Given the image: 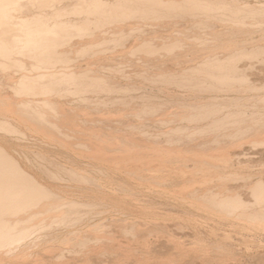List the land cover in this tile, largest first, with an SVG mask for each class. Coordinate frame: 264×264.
Instances as JSON below:
<instances>
[{"label":"bare ground","instance_id":"6f19581e","mask_svg":"<svg viewBox=\"0 0 264 264\" xmlns=\"http://www.w3.org/2000/svg\"><path fill=\"white\" fill-rule=\"evenodd\" d=\"M57 2L59 3L61 0H0V71L13 69L20 72L18 80L7 78L5 75V78L2 76V79L9 87L21 92L27 91L29 94L26 95L29 102L23 110L10 104V101L7 103V96L0 94V131L4 135L17 137L22 133L23 126L21 128L19 125L23 122L28 125L29 129H35L48 138L39 137L42 141L33 139L35 142L27 145L23 157L19 152H16L15 156L9 149L0 145V248L2 245L6 248L5 244H14L15 241L23 237L29 236L30 238L32 235L40 234L44 237L42 241L46 239L45 243L51 245V248L63 249L61 251L63 253L60 255H66L64 253L67 252L69 256L81 259V261L73 262L74 264H91L93 261L116 260L122 255L113 252L114 250L112 252L103 250L106 248L107 242L120 243L116 239L109 238L112 235L109 231L111 226H115L116 232L126 235V238H131L133 231L136 230L139 232L144 230V234L147 233L155 237L152 235L155 231H151L163 228V232L173 231L175 234L181 235V238L186 237L187 239V236H190L191 238L187 240L195 239L192 243L211 245L215 244L214 238H217H213L217 230L215 227L219 226V229L222 226L219 224H222L221 221L224 217L230 219L224 224V228L226 225H234L232 220L242 213H245L249 219L252 216L253 204H261L264 201V192L260 191L264 186V178L261 176L255 180L250 176L247 179L243 176H245L246 169H251L250 154L255 152L264 154V120L257 121L254 114L251 120H247L244 111H238L234 102L217 104L207 101L205 103L204 101L196 102L194 110H189L190 112L183 111L184 113L179 112L178 115L176 113V117H168L164 114L165 110L160 107L162 104L157 103L158 97L156 99L151 92L148 93L144 86L158 84L157 88H164L167 84L171 85L170 83L180 86L194 84L193 86L196 88L201 86L203 88L205 84H213L216 89L217 86H226V88H235L241 85L250 86L252 81H249L250 77L247 74L248 78L245 76L247 71L243 67L246 64L243 66L240 64L243 60L249 61V59L255 62L254 55L264 53V43L256 44L257 46L251 49L244 50L239 46H229V50L222 51V53L218 51L206 53L202 48H210V46L203 45L205 42L201 41L203 46L196 51L201 49L204 51V55L196 58L193 64L191 60V65L180 69L162 67L165 60L158 61L153 65L154 67L151 65L150 67L129 69V66L126 69L120 66L124 63L118 58L130 51L134 53L143 51L140 56L148 57L151 55L147 53L150 49L156 50L152 55L153 58H158L165 52L169 53L180 46L176 42L177 40L159 42L154 39L155 35H148L145 39L139 37V41L134 40L127 47L124 46L123 50L115 52L119 47L122 48L124 41L129 37L134 35L138 37L140 28L136 27L133 20L146 18L158 20L162 18L160 11L166 12L164 17L167 20L178 19L181 15H185L188 19V15L194 20L191 19V23L202 27L212 24L211 20H202L203 17L211 16L216 19L227 18L234 23H240L239 25L246 23L249 26L255 24L263 26L264 6L241 3L236 0H75V3L72 2L74 5L66 2L64 6H61L63 2L60 3L61 5H58ZM191 5H194L192 7H195L196 10L191 11ZM36 7H49L50 11L41 13L36 10ZM147 12L149 13L147 14ZM164 21L166 22V20ZM173 23H176V20ZM237 29L239 30L241 27L238 26ZM198 30H202V28ZM140 31L142 32V30ZM239 32L241 31H238V34ZM225 33L223 39L219 37L218 33H215L219 37L216 40V47L225 48L226 41L230 39L229 34ZM174 34L176 33L174 32ZM72 52L81 53L84 62L71 63L76 55L72 56L70 54ZM177 53H172L171 56L177 55L178 57L179 52ZM77 57H79L78 54ZM260 61L256 64L264 66V60ZM59 64L62 66L58 67ZM80 64H87L89 67L91 64H98L103 69L89 67L80 69L84 68ZM127 64L129 63L127 62ZM162 69L166 73H162ZM94 70L101 73L96 72L95 74ZM104 71H108L109 76L107 74L106 76ZM170 71H176V74H169ZM259 74L262 73L259 72ZM188 75L201 80L192 81ZM120 78L126 79H122V82L127 81V83L123 84ZM131 78L137 79L138 81L132 79L137 83L141 80L143 85L136 86L137 84L133 83ZM258 80L255 82H259ZM260 84L258 83V85ZM172 87L177 90L175 85ZM134 88L138 90L135 91ZM139 89L144 92L141 94ZM152 89L154 90V88ZM187 89L186 91H189ZM43 90H49L50 94H58V91L59 94L56 95L55 101H52L53 99L46 101L43 99L45 97L44 92L42 93ZM166 90L168 91L170 88ZM166 90L165 93H167ZM182 91L180 92L182 93ZM30 95L32 97L29 98ZM68 95L78 98L74 99V103L73 101L69 104L62 102V98H67ZM190 95L193 94L190 93ZM81 98L89 100L86 102L89 103L86 107L91 109L89 112L80 111V107H82L80 104L83 103L78 101ZM184 98L177 99L185 101ZM71 99L69 98V100ZM253 113H258V111ZM130 116L135 117V120L131 122L129 118L130 121L126 124L124 119L127 122L126 118ZM181 116L197 120L211 117V122L198 121L201 123L190 126L189 122L185 124V121L182 123L179 120ZM233 119L238 122L234 123ZM257 126H260L259 130L253 135L258 136L259 139L254 141L251 134ZM127 131H134L137 136L131 135L132 138H128L131 136H127ZM188 134L192 137L185 140L190 137L186 136L184 141L183 136ZM114 138H119L118 145L114 144L116 143ZM19 139L21 137H17V140ZM29 142L28 144H30ZM236 162L237 165H235ZM104 165L106 166L104 167ZM241 176L244 179H241ZM64 177L73 180L72 182H78L81 185L78 187H83L78 197L67 194L68 191L63 188L68 189V186L62 188L60 181ZM238 177L240 178L238 179ZM109 178L115 180L112 186L108 182ZM78 184H75L74 187ZM75 188L71 187L68 190L72 192V189ZM126 198L141 204L143 209L137 212L139 216L133 213L135 211H131V207H127ZM108 204L117 206L121 210V214H124L111 215L113 212H108L109 214L104 219L103 215L107 210L111 211L110 208L107 210L103 208ZM130 206L132 205L130 204ZM127 212H132L136 218L134 217L133 220L132 216L129 217L128 214L126 216ZM169 212L174 213L169 215L175 216L168 217L167 213ZM164 213L167 214H165L166 217ZM187 215L192 216L194 220L191 218V221L187 222L185 217ZM237 219L239 220V218ZM191 224L194 225V228L190 226ZM83 225H85L84 228L89 226L90 229L81 231L84 230V228L81 229ZM188 227H190V231ZM226 229L231 230L227 227ZM163 232L160 230V236H157L159 237L158 241L156 239L144 240L139 242L136 248L139 249V245L151 244V246H155L157 244L160 246L161 252L170 247L172 250V246H174L179 248L181 253H187L186 248L190 245L186 246L187 244L184 242L186 239H179V236L172 235L171 232L167 234ZM130 238L128 240H131ZM64 241L77 245L82 249L81 253L79 251L78 254L70 252L63 243ZM31 248H27V250L30 251ZM46 249L45 251L43 248L42 250L37 249L40 251L38 254L53 256L57 253L49 248ZM171 250L169 249L167 253L174 249ZM153 251L155 250L153 249ZM156 251H158V247ZM190 254L194 253L190 251ZM11 255L9 254V256ZM127 255L130 254L127 253ZM9 256L6 254V249H0V264ZM32 256L28 254V257ZM27 258H23L24 264ZM82 258L84 259L82 260ZM43 259L33 256L32 262H27V264H45ZM57 259L55 261L52 258L51 261H55L54 264H72L69 259H60L61 261L58 262ZM166 259L171 260L170 256ZM187 261L192 263L194 258L191 257ZM6 262L9 264L8 260ZM16 263L18 262L16 261Z\"/></svg>","mask_w":264,"mask_h":264},{"label":"rangeland","instance_id":"374dc122","mask_svg":"<svg viewBox=\"0 0 264 264\" xmlns=\"http://www.w3.org/2000/svg\"><path fill=\"white\" fill-rule=\"evenodd\" d=\"M68 0H61V2H63V3H61V2H57V4L59 5L60 3L62 4H60L61 6H64L65 4H66V2H67ZM71 1V2H70ZM69 2H67L68 4H71V5H74V4H72V2L73 3H75L74 1L75 0H70ZM227 1V0H226ZM228 1H232V0H228ZM237 2L238 1H240L241 3H251V5H262V6H264V0H236ZM248 1V2H247ZM65 2V3H64ZM239 2V3H240ZM257 2V3H256ZM240 3V4H241ZM192 6H194V5H191V11L193 10V9H195L196 10V8L194 7H192ZM189 8V9H190ZM48 9V10H47ZM50 8L49 7H47V8H39V7H36V10L37 11H40L41 13H45V12H49L50 10H49ZM140 13V12H139ZM149 12H147V14H148ZM159 13H161V16H162V18H160V19H158V20H152V19H137V21H135V20H133L132 22H134L137 26L136 27H139L140 29H139V35H138V37L136 36L135 37V35L134 36H131V37H129L128 39H126L125 41H124V45L122 46V48L121 47H119L118 48V50L115 52V53H117V52H119V50H123L125 47H127L129 44H131V43H133V41L134 40H136V41H139L140 39H138L139 37L140 38H142V39H145V37H147L148 35L149 36H152V35H155V40H157V41H159V42H170V41H176V42H178L179 44H180V46H178V47H176L175 49H174V51L177 53V52H179V55H178V57H177V55L176 56H171V54L172 53H175L174 51H170L169 53L168 52H165L162 56H159L158 58H153L154 56L152 55V54H154L155 53V51L156 50H149L147 53H150L151 55L150 56H144L143 58L145 59H143L140 55H141V52H143V51H139V52H136V53H134L133 51H130V52H128L127 54H124L123 56H120V57H118V58H120L119 60H121L122 61V63H124V64H120V66L122 67H124V68H128L129 66V69H132V68H134V69H138V68H144V67H150L151 65V67H154L153 65L154 64H156L158 61H163V60H165L164 61V64H162L161 66L162 67H164V68H170V69H180V68H183V67H185V66H187V65H191V63L193 64V62H195L196 61V58L198 59L199 57H202L203 55H204V51H206V53H208V51L209 52H214V51H218V52H221L222 53V51L223 52H225V51H228L229 50V46L230 47H238L239 46V48H241L242 47V49H251V48H253L254 46H257L258 44H261V43H264V25L263 26H259V24H255V25H250L249 26V24H247L246 25V23H244V24H241V25H239L240 23H234L233 21H231L230 19V21L229 20H227V18H223V19H216V18H214L213 16H211V17H203V19L202 20H205V21H210L211 20V22H212V27L210 28V26L211 25H207V26H203V27H205L204 29H203V27L202 26H200V25H198V24H193V23H191V21L193 20L191 17H189L188 15H187V17H188V19L186 18V16L184 15H181L178 19H180L179 21H178V19H174V20H176V23H173L174 22V20L172 19V20H167V18H165L164 16V14H166V12H164V11H160ZM144 15V14H143ZM184 18V19H183ZM186 18V19H185ZM213 18V19H212ZM192 19V20H191ZM208 19V20H207ZM140 20V21H139ZM164 20H166V22L164 21ZM216 20V21H215ZM221 20V21H220ZM172 23H171V22ZM194 21V20H193ZM184 23V24H183ZM214 23V24H213ZM194 25H195V27L197 28H195L194 27ZM215 25H217V26H215ZM227 25V26H226ZM215 26V27H214ZM238 26H240L241 27V29H237V27ZM249 26V27H248ZM253 26V27H252ZM142 27V28H141ZM182 27V28H181ZM186 27V28H185ZM262 27V28H261ZM152 28V29H151ZM167 28V29H166ZM184 28V29H183ZM193 30H192V29ZM195 28V29H194ZM200 28H202V30H198V29H200ZM260 28V29H259ZM175 29V30H174ZM177 29V30H176ZM182 29V30H181ZM207 29V30H206ZM213 29V30H212ZM248 29V30H247ZM140 30H142V32L140 31ZM143 30H145V31H143ZM147 30V31H146ZM182 31L181 33H180V31ZM186 30V31H185ZM230 30V31H229ZM237 30V31H236ZM263 32H261V31ZM166 31V32H165ZM178 33H177V32ZM184 31V32H183ZM194 31V32H193ZM199 31V32H198ZM205 31H207V32H205ZM214 32V33H212V32ZM224 31V32H223ZM238 31H241V32H243V33H241V32H239V34H238ZM141 32V33H140ZM174 32L176 33V34H174ZM197 32V33H196ZM203 32V33H202ZM226 32V33H225ZM249 32V33H248ZM252 32V33H251ZM201 35V37H200V35ZM209 33V34H208ZM215 33H218L220 36V38L221 39H223V37H224V33L225 34H229V40L228 41H226L227 43H226V45H225V48L224 47H222V48H220L219 46H217L216 47V40L219 38L218 36H216L215 35ZM230 33H233V34H230ZM107 34V33H106ZM166 34V35H165ZM171 34V35H170ZM177 34H178V36H177ZM183 34V35H182ZM187 34H189V35H187ZM192 34V35H191ZM257 34V35H256ZM165 35V36H164ZM197 35V36H196ZM243 35V36H242ZM263 35V36H262ZM167 36V37H166ZM174 36H176V37H174ZM195 36V37H194ZM235 36H236V38H235ZM182 37V38H181ZM189 37V38H188ZM200 37V38H199ZM217 37V38H216ZM132 38V39H131ZM175 38H180V39H175ZM209 38V39H208ZM252 38V39H251ZM164 41H163V40ZM169 39V40H168ZM198 39H200L199 41H198ZM206 39V40H205ZM128 40V41H127ZM180 41V42H179ZM201 41H204L205 43H203V45L204 44H208L209 46H210V48H202V50H204V51H202L201 49H200V51H196V50H198V48L199 47H201V46H203L202 44H201ZM252 41V42H251ZM184 42V43H183ZM211 42H212V45H211ZM187 43V44H186ZM196 43V44H195ZM201 44V45H200ZM215 44V45H214ZM257 44V45H256ZM125 46V47H124ZM182 46V47H181ZM188 46V47H187ZM184 47V48H183ZM192 47H193V49H192ZM188 50H187V49ZM213 48V49H212ZM215 48V49H214ZM177 49V50H176ZM207 49V50H206ZM184 50H186V51H184ZM190 51V52H189ZM131 52H133V53H131ZM180 53H181V55H180ZM192 53V54H191ZM72 56H74L75 54V59L71 62V63H76V62H79V63H83L84 61H83V57L81 56V53L79 54V53H76V52H72V53H70ZM74 54V55H73ZM77 54H78V56L79 57H77ZM135 54V55H134ZM165 54H166V56H165ZM178 54V53H177ZM200 54V55H199ZM203 54V55H202ZM262 54V53H261ZM260 53L256 56V55H254V57L253 58H255L256 60H254L255 62H252V60H250L249 59V57H251V55H248L249 57H248V59H249V61L248 60H243L241 63L242 64H240V66H243V65H247L248 67L246 68L245 66H243L245 69H246V73H245V76L247 77V75H248V77H250V78H248L249 79V81L251 82L252 81V85H248L247 87H246V85H241L240 87H235V88H226V86H217V89L215 88L216 86L215 85H213V84H205V85H203V88H202V86L201 87H198V88H196L195 86H193L194 84H186V85H182V86H180V85H178V84H176V83H170L171 85H169V84H167V86L166 87H164V88H160V87H158L157 88V86H159L158 84H155V85H153L152 86V84H148V85H146V86H144L145 87V89H146V91L148 92V93H150L151 92V94L152 95H154V97L157 99V97H158V99H157V103H160V104H162V105H160V107L162 108V109H164L165 110V115H167L168 117L169 116H171V117H176L175 116V114L176 115H178L179 114V112H182V113H184V112H190V111H192V110H194V106H195V103L196 102H198V101H200V102H203L204 101V103L207 101V102H216L217 104L218 103H220V104H222V103H224V102H234V106L235 107H238V111H244V116H245V118L247 119V120H251L252 119V117H253V114L255 115V117H256V119H257V121H260V120H264V72H262V71H264V66H263V64H256L258 61H263L264 60V53L261 55ZM138 55V56H137ZM23 56H26V55H23ZM170 56V57H169ZM195 56V57H194ZM263 56V57H262ZM122 57V58H121ZM166 57V58H165ZM172 57V58H171ZM251 57V58H252ZM260 58V59H257V58ZM26 58V57H25ZM134 58V59H133ZM136 58V59H135ZM150 58H153V59H150ZM169 58V59H168ZM263 58V59H262ZM28 59V58H27ZM77 59V61H75ZM80 59V60H79ZM137 59H139V60H137ZM158 59H160V60H158ZM150 60V61H149ZM192 60V61H191ZM75 61V62H74ZM81 61V62H80ZM83 61V62H82ZM135 61H137V62H135ZM143 61V62H142ZM167 61V62H166ZM188 61V62H187ZM190 61H191V63H190ZM260 61V62H261ZM127 62L130 64H127ZM134 62H135V64H134ZM145 62V63H144ZM154 62V63H153ZM249 62V63H248ZM150 63V64H149ZM174 63V64H173ZM94 64V63H93ZM127 64V65H126ZM146 64H148V65H146ZM249 64H254V65H250L249 66ZM52 65V64H51ZM50 65V66H51ZM67 65H69V63H67ZM81 65V67H84V68H80V69H86V67L88 68L89 67V65H85V64H80ZM79 65V66H80ZM98 64H96V65H90L91 67H89V68H102L103 69V67H100V65H98ZM137 65V66H136ZM60 66H62L61 64H59L58 65V67H60ZM102 66V65H101ZM126 66V67H125ZM159 67V66H157V67H159V68H162V67ZM247 69H249V70H247ZM163 71V72H162ZM96 70H94V73L96 74ZM108 72V71H107ZM106 71H104L103 73H105V75L107 74L108 76H109V72L107 73ZM161 72L162 73H166V71L164 70V69H162L161 70ZM160 72V73H161ZM250 72V73H249ZM259 72L260 73H262L261 75H263V76H261L260 74H259ZM7 73V74H6ZM9 73V74H8ZM98 74H100L99 73V71L97 72ZM176 74V71H170L169 72V74ZM179 74V73H178ZM247 74V75H246ZM4 75H5V77H7V78H12V79H16V80H18L19 78H20V72H16V71H14L13 69L11 70V69H8V70H2V71H0V94H3L4 96H7L6 97V102L7 101H10V104H12V105H14V106H16L17 108H19V109H21V110H23L24 108H26V105L28 104V100L26 99L27 98V96L29 95V94H27L28 92L27 91H24V93H23V91L21 92V91H18V90H15L14 88H12V87H9V85H7L5 82H4V80L2 79V76H3V78H5L4 77ZM106 75V76H107ZM250 75V76H249ZM252 75V76H251ZM111 76V75H110ZM112 77H113V75H112ZM191 76L190 75H188V78H190ZM262 77V78H261ZM192 78V81H196V79L197 80H201V79H199V78H197V77H191ZM259 78H261V80H258ZM122 79L123 78H120V81L122 82ZM132 79H134L135 81H138L137 79H135V78H131V80ZM140 79V78H139ZM250 79H253V80H250ZM263 79V80H262ZM2 80V81H1ZM123 80H126V79H123ZM134 80H132V82L134 83L135 81ZM255 80H258L259 82H255ZM118 81H119V78H118ZM141 80H139V83H137V82H135V84H137L136 86H138V84H139V86L140 85H143L142 84V82H140ZM263 81V82H262ZM124 82V81H123ZM122 82V83H123ZM125 83H127V81H125ZM125 83H123V84H125ZM253 83H254V85H253ZM258 83H261L260 85H258ZM173 85H175V88H177V90L176 89H174V87H172ZM190 85V86H189ZM148 86V87H147ZM150 86V87H149ZM169 86V87H168ZM171 86V87H170ZM177 86V87H176ZM179 86V87H178ZM192 86L194 87L193 89H192ZM213 86H215V87H213ZM252 86V87H251ZM261 86V87H260ZM154 88V90L152 89V88ZM180 87H182V88H180ZM207 87H208V89H210V90H208L207 89ZM156 88V89H155ZM168 88H170V90H166V89ZM178 88H179V90L180 91H182L183 89V91H182V93L179 91L178 92ZM188 88V89H187ZM222 88V89H221ZM226 88V89H225ZM135 89V91H137L138 89L137 88H134ZM158 89V90H157ZM160 89V90H159ZM173 89V90H172ZM182 89V90H181ZM186 89L187 90H189V91H186ZM191 89V90H190ZM196 89V90H195ZM203 89V90H202ZM233 89V90H232ZM140 90V89H139ZM143 90V89H142ZM158 92H157V91ZM167 91V93H165L164 91ZM176 91V93H175V91ZM192 90H194L195 92H197V93H195L194 91H193V93H192ZM226 90V91H225ZM231 90V91H230ZM17 91V92H16ZM134 91V90H133ZM141 91V90H140ZM139 91V92H140ZM171 91V92H170ZM175 93H173V92ZM185 91V92H184ZM191 91V92H190ZM204 91V92H203ZM218 93H217V92ZM44 92V93H43ZM49 92V90H43L42 91V93L44 94V98L43 99H45L46 101L47 100H52V101H55V99H56V95L58 96V94H59V92L57 91V93L58 94H56V93H48ZM51 92V91H50ZM143 92H144V90H143ZM142 91L140 92L141 94L143 93ZM157 92V93H156ZM205 92H207V93H205ZM210 92V93H209ZM16 93H18V94H16ZM23 93V94H22ZM26 93V94H25ZM146 93V92H145ZM158 93H162V94H158ZM170 93V94H169ZM177 93H180V94H177ZM185 93V94H184ZM187 93V94H186ZM190 93L191 94H193V95H190ZM199 93H202V94H199ZM203 93H205L204 95H203ZM211 93H217L218 94V97H217V94H211ZM220 93H221V95H220ZM225 93V95H223ZM227 93V94H226ZM229 93V94H228ZM234 93V94H233ZM71 94V93H70ZM157 94V95H156ZM163 94H165V95H163ZM173 94V95H172ZM196 94H197V96H196ZM211 94V95H210ZM19 95H21V96H19ZM22 95H24V96H22ZM27 95V96H26ZM49 95V96H48ZM53 95V96H52ZM159 95V96H158ZM169 95V97L167 98V96ZM172 95V96H171ZM183 95V96H182ZM198 95H200L199 97H198ZM201 95H203V96H201ZM220 95V96H219ZM242 95V96H241ZM19 96V97H18ZM60 96V95H59ZM72 96V97H71ZM162 96V97H161ZM164 96H166V97H164ZM177 96V97H176ZM191 96V97H190ZM207 96H208V98H207ZM210 96V97H209ZM217 98H216V97ZM225 96V97H224ZM30 97H32L31 95L29 96V98ZM53 97V98H52ZM71 99V100H69V98ZM68 97L67 98H62V102H68L67 104H69L70 102H72L73 101V103H74V99H76V98H78V97H76L75 96V98H74V95H68ZM174 97V99H172ZM184 98V97H186V98H184L185 99V101L184 100H179V99H177V98ZM221 97V98H220ZM223 97V98H222ZM228 97H230V98H228ZM234 97V98H233ZM24 99V100H22V99ZM154 98V99H155ZM165 98V100H163ZM171 98V99H170ZM175 98H176V100H175ZM194 98V99H193ZM202 98V99H201ZM206 98V99H205ZM167 99V100H166ZM197 99H199V100H197ZM225 99V100H224ZM232 99V100H231ZM26 100V101H25ZM66 100V101H65ZM160 100V101H159ZM163 100V101H162ZM170 100H172V101H170ZM175 100V101H174ZM196 100V101H195ZM202 100V101H201ZM78 101V100H77ZM77 101H75L76 103H77ZM87 101H89V100H85V99H79V103H83V104H80V106H82V107H80V111H83V112H89L91 109H90V107H86V106H88V104L89 103H86ZM165 101H167V102H165ZM180 101V102H179ZM182 101V102H181ZM184 101V102H183ZM165 102V103H164ZM169 102V103H168ZM174 102H175V104H174ZM178 102H179V104H178ZM186 102V103H185ZM238 102V103H237ZM240 102H241V104H240ZM7 103H9V102H7ZM26 103V104H25ZM188 103V104H187ZM247 103V104H246ZM78 104V103H77ZM87 104V105H86ZM192 104V105H191ZM20 105V106H19ZM84 105V106H83ZM166 105V106H165ZM190 105V106H189ZM173 106V107H172ZM258 106V107H257ZM118 107V106H117ZM168 107H170V108H168ZM175 107V108H174ZM180 107V108H179ZM185 107V108H184ZM189 107V108H188ZM234 107V108H235ZM94 108H98V107H94ZM104 108V110H106L105 109V107H103ZM116 108V107H115ZM166 108V109H165ZM248 108V109H247ZM251 108V109H250ZM168 109H170V110H168ZM187 109V110H186ZM86 110V111H85ZM190 110V111H189ZM237 110V109H236ZM114 111H116V110H114ZM174 111V112H173ZM184 111V112H183ZM258 111V113H253V112H257ZM261 112V113H260ZM174 113V114H173ZM261 116H260V115ZM185 117H187V116H185ZM185 117H180L179 118V120H181L182 121V123H183V121H185V124L186 123H188L190 126H192V125H194V124H196V123H201V122H211V117H208V118H206V119H204V120H197V119H187V118H185ZM258 117H260V119H258ZM131 119V122H134L133 120H135V117L133 118V117H128V118H126V119H128L127 120V122H126V120L124 119V122L126 123V124H128V121H130V119ZM262 118V119H261ZM245 119H244V117H243V121H244ZM198 121H201V122H198ZM233 122L234 123H237L238 122V120H234L233 119ZM242 122V121H241ZM163 123V122H162ZM191 123H193V124H191ZM22 124V125H21ZM24 124V125H23ZM244 124V123H243ZM21 128H22V126H23V128L21 129L22 130V133L19 135V136H17L18 138H20L21 137V139H19V140H17V137H15V135H4V133L2 132V131H0V145H2V146H4V147H6V149H9L11 152H13V154L16 156V152H19V153H21V156L23 157L24 156V153L26 152V150H27V145H31V142L33 143V142H35V140H39V141H42V139H45V135L44 134H42L41 132H39V131H37V130H35V129H29V127H28V125L26 124V123H23V122H21L20 123V125H19ZM260 127V126H259ZM259 127L257 126L256 128H255V131H252V134H251V136H253V140L254 141H258V136H256L255 137V135H253L254 134V132H257V130H259ZM24 129V130H23ZM25 129H26V131H25ZM28 131V132H27ZM32 131H34V132H32ZM37 131V132H36ZM29 132H30V135H29ZM36 132V133H35ZM128 132V133H127ZM126 132V134H127V136H137L136 135V132H134V131H127ZM25 133H26V135H25ZM40 133V134H39ZM130 133V134H129ZM32 134H34L33 136H32ZM39 135V136H38ZM44 137H43V136ZM249 135V134H248ZM247 135V136H248ZM28 136V137H27ZM132 136L131 137H128V138H132ZM186 136H190V137H187L186 138ZM32 137V138H31ZM39 137H41V138H39ZM192 136L191 135H185V136H183V140H184V138H186L185 140H187L188 138L190 139ZM30 138V139H29ZM47 138V137H46ZM29 139V140H28ZM33 139H35L34 141H33ZM48 139V138H47ZM121 139V138H120ZM184 140V141H185ZM236 140V139H235ZM238 140V139H237ZM30 141V142H29ZM44 141V140H43ZM120 140H119V138H114V142H116V143H114L115 145H118L120 142H119ZM28 142L30 143V144H28ZM233 155V154H232ZM250 170H245L244 171V175L245 176H243V177H245L246 179H247V177H251V178H255V180H257V179H259L261 176H263V178H264V154H261V153H258V152H255V153H251L250 154ZM235 162V161H234ZM235 165H237V162L235 163ZM106 165H104V167H105ZM242 176H241V179L243 178ZM240 177H238V179H239ZM66 179H68V178H66V177H64V179H62L61 181H60V185H62V188L64 187V186H68L67 188L69 189H71V187H73V188H75L76 186V190L75 189H72L73 191V193L76 191V193H72L70 190H68V189H65V187L63 188L64 190H66V191H68L67 192V194H69V195H71V196H73L74 195V197L76 196V197H78V195H79V192H80V190L82 191V189H83V187H78V186H81V185H79L78 184V182H76V181H74V182H72L73 180H70V179H68V180H66ZM244 179V178H243ZM110 180V181H109ZM65 182L64 184H63V182ZM67 181H68V183H67ZM76 182V183H75ZM108 182H109V184L111 183V186L113 185V183H115V180H113V179H108ZM69 183H71V184H69ZM264 183V182H263ZM67 184H69V185H67ZM75 184H78V185H76L75 187H74V185ZM72 185V186H71ZM79 188V189H78ZM126 190H128V189H126ZM77 191H78V194H77ZM260 191H263L264 192V186H263V189H261ZM70 192V193H69ZM110 192H112L111 190H110ZM72 193V194H71ZM124 196V195H123ZM125 201L126 202H128L127 204H126V202H125V204L127 205V207H131V211H135V212H133V213H135V215H137V216H139L138 214L139 213H137L139 210H142L143 208H142V206H141V204H139V202H137L139 205H140V207H141V209H138V208H140L139 207V205H135V204H137V203H135V201L134 200H132V199H129V198H126L125 199ZM132 201V202H131ZM133 203H135V204H133ZM130 204L132 205V206H130ZM129 205V206H128ZM112 208H111V207ZM108 207V208H107ZM116 207L117 206H114L113 204H108L106 207L104 206L103 208H105L106 210L107 209H109V210H111V211H108L107 210V212L105 213V215H103L104 216V219L107 217L106 215L107 214H109L108 212H113L111 215H115V213H116V215H118L119 213V215H122V214H124V213H122L121 214V210L118 208V212H117V209H116ZM134 207H136V208H134ZM136 209V210H135ZM116 211V212H114V211ZM252 212V216L248 219V217H246L245 216V213H242L241 215H237L232 221H234V225H226L225 226V228H224V224H226V222H228V221H230V219L228 218V217H224L223 219H222V221H221V223L222 224H219L221 227L218 229V227H215V226H212L213 228L215 227L217 230L215 231V234L216 235H214L213 236V238L214 237H217V238H214L215 240H216V242H215V240H214V243L215 244H211V245H201V243L199 244V243H197V242H193L192 243V241H195V239H192V240H187V239H190L191 237L190 236H187V239H186V237L184 238H181V235H178V234H175L173 231H170L171 233H173L172 235H175V236H179V239L181 238V239H186V240H184V242L187 244L186 246L188 247V245H190L188 248H186V246L184 247V249L186 248L187 249V253L185 254V253H181V251L179 250V248H177V247H174V246H172L173 247V251L171 250V247L170 248H168L166 251L164 250H162V252H161V250L159 249V247L160 246H157V244L155 245V246H151V244H147V245H139V249L138 248H136L137 246H138V244H139V242H141V241H144V240H150V239H156L157 241L159 240V237H157V236H160L159 235V232H160V230H161V232H163L162 231V229L163 228H160L159 230H158V228H156V229H154L153 231H151V232H154L155 231V233H153L152 235L153 236H155V237H152L151 235H149V234H144V230H141L140 232L138 231V230H136V231H133V233H132V237L130 238V237H127L126 238V235H124V234H121L120 232L118 233V232H116L117 231V229L115 228V226H111V227H114L115 228V230H114V228H111L110 227V229H109V231H110V233H112V235H111V237H109V238H111V239H116V241H118V242H120L119 244H116V243H106V245H105V247L106 248H104L103 250L104 251H106V252H112L113 250V252H118L121 256H119L116 260L114 259H111V260H106V261H93L91 264H264V201L261 203V204H258V203H256V204H253V208H252V210H251ZM132 212H127L126 213V216H127V214H128V216L129 217H131V219H133L134 220V214H133ZM165 214L166 213H164V216H165ZM168 214V215H167ZM166 215L169 217H172L173 215H169V214H174V213H171V212H169V213H167ZM111 215H108V216H111ZM175 216V215H174ZM173 216V217H174ZM166 217V216H165ZM186 217V220H187V222L192 218V216L191 217H189V215H187V216H185ZM184 217V218H185ZM136 218V217H135ZM189 218V219H188ZM237 218H239V220L237 219ZM185 220V221H186ZM191 220H194L193 218L191 219ZM190 220V221H191ZM189 221V222H190ZM191 227H193L194 225H190ZM85 227V225H83L82 227H81V229L82 228H84ZM87 228H84V230H81V231H86V230H89L90 229V227L89 226H86ZM226 227L227 228H230L231 230H229V229H226ZM232 227V228H231ZM189 228L190 227H188V230H189ZM194 228V227H193ZM164 230V229H163ZM214 230V229H213ZM190 231V230H189ZM114 232V233H113ZM170 232H167V231H164L163 233H170ZM139 234V235H138ZM158 234V235H157ZM119 235H122L121 237L119 236ZM146 235V236H145ZM19 236V235H18ZM17 236V237H18ZM37 237V239H36V237ZM38 236H41L40 234L38 235V234H35V235H32V237H30L29 238V236H27V238H29V239H27L26 237H23V238H21V239H19L18 241H15V243L14 244H5L4 246L6 247V248H4V247H2L1 246V250H4V249H6V254H8V256H9V254L11 255V253L12 252H14L13 253V255H11V256H9L6 260H8V263L9 264H12L13 262H15V264H24V259L23 258H27L28 257V254H31V255H33V256H38V257H40V258H44L43 260H45V264H54L55 263V261H56V259H57V257L59 258L60 257V259H69V261L71 260L72 261V264H74L73 262H76V261H81V259L79 258V259H75V256H69L68 254H67V252L66 253H64V254H66V255H60V253H63V252H61L63 249L62 248H60L61 250H59V247L58 248H51L50 246L51 245H49V244H46L45 243V241H46V239L45 240H43L42 241V239H44V237H43V235L41 236V238L39 237L38 238ZM189 237V238H188ZM19 238V237H18ZM35 238V239H34ZM45 238H46V236H45ZM62 238V237H61ZM128 238H130L131 240H128ZM25 239V240H24ZM121 239H122V241H121ZM33 240V241H32ZM35 240V241H34ZM25 241V242H24ZM30 241V242H29ZM191 241V242H190ZM18 243V245H17V243ZM21 244H20V243ZM34 242V243H33ZM68 248H69V251L71 252H73V253H75V254H78V251H79V253H81V251H82V249L81 248H78V246L77 245H75L74 243H68L67 241H64L63 242ZM127 243V244H126ZM158 243V242H157ZM24 244V245H23ZM39 244V245H38ZM112 244V245H111ZM131 244V245H130ZM197 244V245H196ZM27 245V246H26ZM32 245V246H31ZM38 245V246H37ZM41 245V246H40ZM47 245V246H46ZM159 245V244H158ZM14 246H16V247H14ZM34 247L33 249L31 248V247ZM35 246H37V247H35ZM45 246V247H44ZM116 246V247H115ZM150 246V247H149ZM25 247V248H24ZM40 247V248H39ZM44 249L43 251H45V250H47L46 248H49V249H51V250H53V251H55V252H57L58 253V255H57V253L55 254V255H53V256H48L47 254L45 255V254H43V255H41V254H38V253H40V251L39 250H37V249H40V250H42V248ZM115 247V248H114ZM135 247V248H134ZM145 247V248H144ZM147 247H148V249H147ZM152 247V248H151ZM157 247H158V251H156V249H157ZM18 248H20V249H18ZM27 248H31V250L30 251H28L27 250ZM75 248V249H74ZM13 249H16V250H14L13 251ZM153 249L155 250V251H153ZM169 249L172 251V252H169V253H167L168 251H169ZM177 249V250H176ZM9 250H11V251H9ZM58 250V251H57ZM81 250V251H80ZM120 250H123V251H120ZM151 250V251H150ZM176 250V251H175ZM188 250H190L192 253H194V254H190V251L188 252ZM15 251H16V253H15ZM18 251H19V253H18ZM27 251H28V253H27ZM37 253H36V252ZM60 251V252H59ZM75 251V252H74ZM129 251H131V253H129ZM150 251V252H149ZM153 251V252H152ZM8 252V253H7ZM9 252H11V253H9ZM152 252V253H151ZM165 252H166V255H165ZM25 255H24V254ZM127 253L128 254H130V255H127ZM139 253V254H138ZM161 253V254H160ZM181 253V254H180ZM190 254V256H189V254ZM18 254V255H17ZM35 254V255H34ZM159 254V255H158ZM173 254V255H172ZM197 254V255H196ZM146 255V256H145ZM200 255H202V256H200ZM25 256H27V257H25ZM33 256L32 257H28L27 258V261H26V259H25V261H26V263L25 264H27V262L28 263H30V262H32V259H33ZM45 256H48V257H45ZM62 256V257H61ZM64 256V257H63ZM126 256V257H125ZM155 256V257H154ZM164 256V257H163ZM170 256V259L171 260H167L166 258L167 257H169ZM177 256V257H176ZM195 256V257H194ZM200 256V257H199ZM50 257V258H49ZM68 257V258H67ZM72 257H74V258H72ZM77 257V256H76ZM124 257V258H123ZM140 257V258H139ZM179 257V258H178ZM182 257V258H181ZM186 257H187V259H186ZM191 257H193L194 258V261H192V263H190V262H188L187 260H189ZM22 258V259H21ZM47 258V259H46ZM52 258H53V260H55V261H51L52 260ZM56 258V259H55ZM152 258V259H151ZM158 258V259H157ZM163 258V259H162ZM203 258V259H202ZM20 259H21V261H20ZM29 259H30V261H29ZM60 259H57V262L58 261H61ZM84 258H82V260H83ZM125 259V260H124ZM173 259H176V260H173ZM6 260H3V263L2 264H4V263H6L7 264V262H6ZM15 260V261H14ZM21 262H19V261ZM9 261H11V262H9ZM13 261V262H12ZM16 261L18 262V263H16ZM23 261V262H22ZM48 261H51V262H49V263H47ZM120 261V262H119ZM126 261H128V262H126ZM185 261V262H184ZM187 261V262H186ZM56 262V263H57ZM111 262V263H110ZM113 262V263H112ZM118 262V263H117ZM130 262V263H129ZM134 262V263H133ZM136 262V263H135ZM144 262V263H143ZM155 262V263H154Z\"/></svg>","mask_w":264,"mask_h":264}]
</instances>
